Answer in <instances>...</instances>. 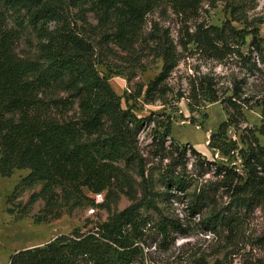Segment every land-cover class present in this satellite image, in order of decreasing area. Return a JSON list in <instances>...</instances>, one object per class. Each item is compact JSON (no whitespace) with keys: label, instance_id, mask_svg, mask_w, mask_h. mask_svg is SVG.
I'll list each match as a JSON object with an SVG mask.
<instances>
[{"label":"trees","instance_id":"trees-1","mask_svg":"<svg viewBox=\"0 0 264 264\" xmlns=\"http://www.w3.org/2000/svg\"><path fill=\"white\" fill-rule=\"evenodd\" d=\"M202 1L0 0V177L29 170L14 194L40 186L25 208L42 201L39 221L44 222L58 219L70 204H94L88 195L106 194L108 202L112 194H125L131 202L86 232L76 230L43 247L17 252L9 264H140L150 235L166 241L172 233L184 231L177 222L153 223L148 212L158 213V202L163 198L186 196L193 182L187 169L189 156H193L192 165L198 172L209 173L215 166V173L232 192L233 208L250 210L264 202V179L259 176L264 170V146L252 137L245 142L246 148H240L228 137V130L237 129L242 116L233 100L238 95L237 85L232 96L221 99L213 81L204 77L191 84L188 106L194 112L193 102L199 97L208 103L221 102L227 120L211 134L208 148L227 162L236 155L243 174L236 165L208 162L193 146L173 147L172 123L139 118L134 106L124 109L109 79L97 69L102 48L114 46L131 52L136 45H145L162 61V69L145 89L138 87L129 100L136 102L144 97L145 104L164 102L169 92L167 81L179 64L178 48L188 51L193 46L219 58L228 50V41L241 36V31L201 24L192 33L183 34L179 42L156 25L145 32L147 17L155 9L167 7L175 15L191 19L197 16ZM72 7L79 10L77 18L82 25L73 18ZM88 13L94 15L95 26L87 22ZM13 14L18 22L26 18L36 33L40 42L36 59L17 56L19 33L6 28L7 18ZM17 25L19 31L26 27L24 22ZM250 35V45L264 64V39L257 33ZM262 116L258 132L264 135V111ZM150 127L152 156L168 161L160 170L164 191L157 190L152 176H147L148 163L139 148L140 134ZM132 173L140 178L139 197ZM193 197L191 212L196 215L209 198L204 192ZM213 220L214 225L227 228H233L235 222L228 213H216ZM261 241L264 243V237Z\"/></svg>","mask_w":264,"mask_h":264},{"label":"rangeland","instance_id":"rangeland-1","mask_svg":"<svg viewBox=\"0 0 264 264\" xmlns=\"http://www.w3.org/2000/svg\"><path fill=\"white\" fill-rule=\"evenodd\" d=\"M71 11L78 25H82L77 18L79 10L72 7ZM16 17L10 15L6 23L7 30L19 33L16 54L21 59H36L39 39L29 28L26 18L18 22ZM86 19L93 26L97 23L92 13H88ZM22 22L26 27L19 31L21 28L17 23ZM198 24L241 31V36L237 40L230 39L228 50H224L219 58L203 54L193 46L188 51L178 48L179 64L167 81L169 92L164 102L145 104L144 97L136 102L129 100L138 87L145 89L162 69V61L152 55L145 45L138 44L131 52H123L114 46L102 48L97 69L109 79L124 109L134 106L139 118L152 117L156 121L172 123L173 147L179 145L188 149V146H193L208 162L214 165L226 163L230 167L236 165L239 174H243L241 161L236 155L235 159L227 162L226 158L208 148L211 134L227 120V112L221 102L208 103L199 97L196 103L193 102L194 112L188 105L191 84L204 77L213 81L221 99L232 96L237 85L238 95L233 100L241 109L242 116L238 128L228 130V137L236 141L240 148H246L245 142L252 137L264 146V135L258 132L263 124L264 64L250 45V33H257L264 39V0H203L197 16L191 19L175 15L170 8H158L147 17L145 32L148 33L156 25L179 42L183 34L192 33ZM50 27L53 28L54 24ZM152 128H146L140 134L139 148L148 163L147 176H152L157 190L164 191L160 170L168 161L162 162L152 156ZM189 157L187 169L193 182L186 196L177 194L174 199L163 198L158 202V213L148 212L153 223L177 222L184 231L172 233L166 241L150 235L149 247L144 248V260L140 264H198L199 261L205 264H264V243L261 241L264 237V202L250 210L233 208L232 192L223 184L222 176L215 173V166H211L209 173L198 172L192 165L193 156ZM28 174L29 170H17L9 178L0 177V264H9L17 252L43 247L60 235L76 230L86 232L131 204L125 194H112L108 202L106 194L100 198L88 195L94 204L90 201L70 204L58 219L39 221L44 203L39 201L31 208L25 207L30 196L39 192L40 186L33 190L21 189L14 194L15 188ZM132 176L136 181V196L139 197L140 178L135 173ZM259 176L264 179V170ZM201 192L209 198L208 204L193 215V196ZM101 205H106V208ZM216 213H228L233 217V228L218 223L214 225L213 215Z\"/></svg>","mask_w":264,"mask_h":264},{"label":"built area","instance_id":"built-area-1","mask_svg":"<svg viewBox=\"0 0 264 264\" xmlns=\"http://www.w3.org/2000/svg\"><path fill=\"white\" fill-rule=\"evenodd\" d=\"M101 196H102V195H97V197H99V198H100Z\"/></svg>","mask_w":264,"mask_h":264}]
</instances>
